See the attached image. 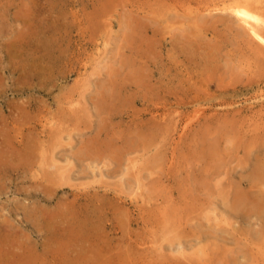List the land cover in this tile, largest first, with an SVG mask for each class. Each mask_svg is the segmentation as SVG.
<instances>
[{
  "label": "rangeland",
  "instance_id": "1",
  "mask_svg": "<svg viewBox=\"0 0 264 264\" xmlns=\"http://www.w3.org/2000/svg\"><path fill=\"white\" fill-rule=\"evenodd\" d=\"M220 1L0 0L3 13L9 5L7 21L0 24V109L20 105L33 111L35 135L23 118L24 141L31 147L33 135L38 139L36 152L24 153L19 170L0 169V254L10 257L6 264H264V212L251 214L240 203L235 208L239 192L249 203L264 192V182L253 178L255 166H264V67L255 68L252 52L239 44L233 15L206 11ZM189 5L215 28L180 31L176 11ZM155 10L164 11L165 21ZM180 13H187L183 19L194 16ZM128 21L132 28L124 36ZM18 31L25 42L33 31L36 37L23 62L10 50ZM32 57L35 77L28 66ZM112 69L125 74L117 81L123 87L111 86L117 79L109 74ZM128 73L137 81L125 79ZM99 94L115 96L110 100L115 110L104 117L98 104L107 103H100ZM72 99L90 114L77 125L67 110ZM146 109L169 114L174 132L143 141L147 126L159 122L150 121ZM108 118L113 133L102 129ZM133 119L143 121L135 126ZM182 128L189 129L186 139L172 147ZM165 149L159 162L152 161L149 155ZM82 150H90L97 162ZM46 151L63 172L72 169L65 173L72 186H55L50 199H44L46 179L53 181L49 188L58 179L51 175L54 166L41 157ZM55 226H72L73 240L58 244ZM80 230L89 233L82 235L87 243Z\"/></svg>",
  "mask_w": 264,
  "mask_h": 264
},
{
  "label": "bare ground",
  "instance_id": "2",
  "mask_svg": "<svg viewBox=\"0 0 264 264\" xmlns=\"http://www.w3.org/2000/svg\"><path fill=\"white\" fill-rule=\"evenodd\" d=\"M35 4H36V2H35ZM7 7H9V5H6V7L4 8V11H5V13H3V8L2 9H0V24L2 23V21H7L6 20V18L5 17H7ZM138 7V10L139 11H141L142 10V12L143 11H145V12H147L146 10V8L144 7V6H141V5H138L137 6ZM188 7L190 8V9H188ZM187 8H184V7H181L180 9L181 10H188V14H193L194 16L193 17H191L190 16V18H185V19H183L182 18V16L183 15H186V14H181L180 12H181V10H177L176 11V14H175V17L177 18V20H176V23L174 24V25H179V27L178 28H180V31H189L190 29H192L193 27H194V29H198L199 28V30H200V28H206V27H208V28H210L211 30L212 29H214L215 28V24L212 22V21H210V20H207L205 17H202V18H199V16L197 15V13H198V9H194L193 7H191L190 5L188 6ZM169 8H170V6H169ZM32 9V8H31ZM166 9V11H167V7L165 8ZM176 10V9H175ZM206 11H212V12H221V13H228V14H231V15H233L234 17H235V19H236V22L235 21H233V20H231V28L233 27V26H235L236 28H237V30H236V37H237V39L239 40V44H242V45H244L245 47H248V49H249V52L251 51L252 53H251V59H252V65L256 68L257 66L256 65H259V66H261V67H264V0H221L220 2H218V3H212L211 4V6L210 7H208L207 9H206ZM162 12H164V11H162V10H155V13L157 14V15H159V13H161V16L163 17V20L165 21V19H164V17L166 16L165 14H163ZM202 12H204V11H202ZM148 13V12H147ZM211 13V12H210ZM15 14V13H14ZM254 14H256V15H254ZM187 16V15H186ZM184 17V16H183ZM148 18V17H147ZM173 18V17H172ZM182 19V20H181ZM227 18H221V21L225 24V22L227 21L226 20ZM15 21H18V20H20V14L19 13H17L16 14V17H15V19H14ZM169 20V19H168ZM181 20V21H180ZM27 21V20H26ZM184 21V23H182ZM149 22V24H152L151 23V20L150 21H148ZM131 22H129L128 21V23H127V25H125V32L123 33L124 34V36H128V29H131L132 27H131V24H130ZM227 23V22H226ZM139 25V24H138ZM147 24H144V26H146ZM238 25V26H237ZM23 26V25H22ZM141 28H144L143 27V25H139ZM228 26V25H227ZM148 28V27H147ZM230 28V27H229ZM179 30V29H178ZM193 30V29H192ZM146 31V30H145ZM174 31V30H173ZM172 31V32H173ZM175 31H177V30H175ZM28 34V33H27ZM138 35V34H137ZM198 35V34H197ZM17 37H15V40L11 43V44H13V45H11L10 46V50L12 51L11 53H16L17 55H19V57L22 59V62L24 61V54H27V51H25V49H26V46L27 45H30V46H32L33 44H35L33 41L35 40V31H33V32H31L30 34H29V36H28V39H29V41L28 42H25V37H24V34L22 33V32H19L18 31V34L16 35ZM189 36H192V35H189ZM172 37H173V33H172ZM128 38V37H127ZM27 40V39H26ZM108 40V39H107ZM145 40H147L146 38H145ZM109 43L107 42L106 43V45H108ZM140 44V43H139ZM184 44H186V43H184ZM6 45V44H5ZM9 45V44H8ZM136 45V44H135ZM130 46V45H129ZM251 46V47H250ZM3 47V46H2ZM250 47V48H249ZM27 48H28V46H27ZM33 48V47H32ZM181 48V47H180ZM138 49V48H137ZM142 49V48H141ZM212 49V48H211ZM218 50H219V48H218ZM6 51H8V50H6ZM133 51H134V49H133ZM186 51V50H185ZM212 51H213V49H212ZM118 53H119V51H118ZM135 53H137L138 55H141V51L140 50H137ZM214 53H216V52H214ZM32 54V53H31ZM126 54H128V53H126ZM145 54V53H144ZM207 54V53H206ZM205 54V55H206ZM37 55V54H36ZM119 55L121 56V54L119 53ZM193 55V54H192ZM14 56H15V54H14ZM200 56V55H199ZM124 57V56H123ZM130 57V56H129ZM141 57V56H140ZM32 58H34V60H33V63L30 65H28V66H30V69L32 70V72H31V76H33V77H35V76H37V73H36V71H37V65H36V58L35 57H32ZM128 58V57H127ZM131 59V58H130ZM206 59V58H205ZM132 60H133V58H132ZM132 62V61H131ZM38 64V63H37ZM26 64H24L23 65V67L25 68L26 66H25ZM39 65V64H38ZM127 65H128V67L130 68V65H131V63H129V62H127ZM211 65V64H210ZM40 67V66H39ZM156 67V66H155ZM18 68V67H17ZM111 68V67H110ZM30 69H29V71H30ZM12 70V69H11ZM121 70V69H120ZM120 70H114V69H112V71L111 72H109V74L110 75H112L113 77H117V79H115L116 80V82H114V80H113V82L111 81V86L112 87H114V88H119L120 86H122L121 84H119V82H117L121 77H123V75H125L124 73H121V71ZM139 70V69H138ZM142 70V69H141ZM24 71V70H23ZM22 73H24V72H22ZM138 73V74H137ZM145 73V72H144ZM25 74V73H24ZM23 74V75H24ZM135 74L137 75V76H142V74L141 73H139V72H135ZM21 75V74H20ZM29 75V74H28ZM109 75V76H110ZM130 75H132L131 73H128V74H126V76H125V79L127 78L128 80H130V81H132L133 79L134 80H136L137 81V76L135 77L134 75L132 76V78L131 79H129L130 77ZM31 76H29L30 78H31ZM144 77V76H143ZM136 78V79H135ZM154 78V77H153ZM33 79V78H32ZM124 79V80H125ZM148 79V78H147ZM111 80V79H110ZM123 80V81H124ZM161 80V79H160ZM26 81V80H25ZM134 82V85L135 84H137V82ZM139 82H141L140 80H138ZM151 81V80H150ZM143 82V81H142ZM29 84H33L32 82H28ZM76 83H80V82H76ZM98 83V82H97ZM103 83V82H102ZM148 83V82H147ZM159 83V82H158ZM230 83V82H229ZM126 84V83H125ZM139 84V83H138ZM23 85H25L24 83H23ZM100 85H102V84H99V86ZM153 85V84H152ZM156 85V84H155ZM78 86H80V85H78ZM158 86V85H157ZM175 86V85H174ZM196 86V85H195ZM123 87V86H122ZM190 87H192V86H190ZM147 88V87H146ZM158 88V87H157ZM160 88V87H159ZM175 88H176V86H175ZM97 89H99V88H97ZM102 89V88H101ZM106 89V88H105ZM152 89H153V87H152ZM162 89V88H161ZM164 89V88H163ZM6 90V89H5ZM29 90V89H28ZM108 90H109V87H108ZM118 90V89H117ZM173 90V89H172ZM199 90V89H198ZM153 91V90H152ZM171 90H168V91H166V90H163L162 92H163V94L165 93V95H167V94H173V95H176V94H174V93H172V92H170ZM176 91H178V90H176ZM180 91V90H179ZM183 91V90H182ZM100 92V91H99ZM109 92V91H108ZM111 92V91H110ZM118 92V91H117ZM160 92V91H159ZM115 93V92H114ZM155 93V92H154ZM111 94V93H110ZM117 94V93H116ZM161 94V93H160ZM97 95V94H96ZM100 95V94H99ZM114 95V94H113ZM107 96V95H105V94H101L100 96H98L100 99H99V101H100V103H101V101H103L104 99V101L108 104H106V105H104V106H106V107H104L103 105H99L98 104V107L99 106H102V107H100V110H102V112L101 111H99V112H101V115L104 117L105 116V113H108V112H110V114H111V112H113L114 110H115V107L114 106H111L112 105V103H111V105H110V100L112 99H114L115 98V96ZM186 95V94H185ZM85 96L86 95H84L83 96V94H81L80 95V97H82L83 98V100L85 101V103H86V99H85ZM156 96V95H155ZM191 96V95H190ZM0 97H3V94L1 93V95H0ZM165 98V97H164ZM91 99V98H90ZM95 99V98H94ZM103 99V100H102ZM175 100V99H174ZM92 101V100H91ZM95 101H97V100H95ZM113 102H114V100H113ZM121 102H123V101H121ZM124 103H126L125 101H124ZM123 103V104H124ZM165 103V102H164ZM87 104V103H86ZM83 104L79 101H75V99H72V100H70V101H68V106H67V110H71V112H73V113H71L70 112V117L72 118V120H73V122L74 123H76V125L77 124H79L78 122L79 121H81V120H83L84 118H90V114H88V112L85 110V106H83V108L81 107ZM95 105H96V103H95ZM178 105V104H177ZM20 106V105H19ZM18 105L17 106H10V105H7V107L6 108H1L0 109V169L1 168H6V170H8V168H12V169H14V170H19V167L21 166V164H23L24 162H25V160H24V153L28 150V151H30V154L31 153H33L35 150L33 149L34 147H35V144H36V141L38 140L37 139V136H34L35 135V132H34V130H35V126H36V118H35V116L33 115V111L31 112V111H27L26 109H21L20 107H19ZM90 106V105H89ZM93 106V105H92ZM91 106V107H92ZM90 107V109H88V110H90L91 111V108ZM23 108V107H22ZM88 108V107H87ZM8 109H9V111H8ZM82 109H83V111H82ZM99 109V108H98ZM92 110H94V109H92ZM97 110V109H96ZM168 110V109H167ZM6 111H8L9 112V114L7 113L6 114ZM137 111V110H136ZM203 111V110H202ZM12 114H11V113ZM24 112V113H23ZM84 113H86V115L84 114ZM175 113V112H174ZM220 113V112H219ZM258 113V112H257ZM73 114V115H72ZM146 116H151V118L149 119L150 121L151 120H153V121H158L159 120V122L158 123H155V124H152V125H150V126H147V130L146 131H144V132H142L143 133V135H144V137L141 135V137H143V141H144V139H148V141L151 143V142H154L155 141V139H156V137L157 136H160V137H162L163 136V134H165V133H167L169 130H171V131H173L174 132V127H172V123L168 120V118H167V116L169 115H166V114H160L159 113V111H157V110H154V109H146V111H145V113H144ZM256 114V113H255ZM139 115V114H138ZM213 115V114H212ZM257 115V114H256ZM69 116V115H68ZM94 116V115H93ZM92 116V117H93ZM130 116H128V118H129ZM132 117V116H131ZM179 117V116H178ZM23 118L26 120V119H28V124L29 125H31V130H29L30 132L29 133H33L34 135H33V138H32V141H31V147H28V145H26L25 144V141H24V137H25V131H24V125H23V123H25V122H23ZM145 119V118H144ZM75 120V121H74ZM86 120V119H85ZM85 120H83V121H85ZM91 120H93V119H91ZM97 120H99V119H97ZM96 120V121H97ZM136 119H133L132 120V122H134ZM107 121V123H103L102 122V125L100 124V123H98V122H96L97 124H100L101 126H102V129L104 128V129H106V131H107V133H110V132H114V129H112L111 130V127L109 126L110 124H108V123H110V122H112L111 121V119L110 118H108V120H106ZM142 121L143 120H140V122L139 121H135V126H138L139 124H141L142 123ZM91 122V121H90ZM105 122V121H104ZM193 122V121H192ZM89 123V122H88ZM26 124V123H25ZM80 124H82V123H80ZM188 124V123H187ZM59 125V124H58ZM85 125V124H84ZM120 125V124H119ZM92 126V125H91ZM213 126V125H212ZM130 127V126H129ZM186 127V126H185ZM88 129H89V127H88ZM103 129V130H104ZM214 129H215V127H214ZM58 130V129H57ZM59 130H60V128H59ZM96 130V129H95ZM176 130H177V128H176ZM175 130V131H176ZM187 130H189V129H186V128H184V130H183V128H182V130L181 131H183V132H179V131H177V139H175V138H173V134H172V137L171 138H173V141H175L174 142V144H172L171 143V146L172 145H176L175 147H178L179 145H180V142L181 141H184L186 138L185 137H187V134L189 133ZM217 130V129H216ZM215 130V131H216ZM239 130V129H238ZM62 132H64L63 131V129L61 130ZM102 131V130H101ZM218 131V130H217ZM65 133V132H64ZM94 133V132H93ZM145 133V134H144ZM122 134V133H121ZM54 135H55V133H54ZM57 135V134H56ZM93 135V134H92ZM116 135V134H115ZM209 135V134H208ZM31 136V135H30ZM58 136H59V134H58ZM88 136V135H87ZM96 136V135H95ZM113 136V135H112ZM120 136V135H119ZM146 136H147V138H146ZM170 136H171V134H170ZM55 137H57V136H55ZM63 137V136H62ZM205 137V136H204ZM70 138H72V137H70ZM82 138V137H81ZM193 138V137H192ZM40 139V138H39ZM56 139V138H55ZM61 139V138H60ZM60 139L58 140V141H60ZM92 139V138H91ZM90 139V140H91ZM61 140H64V139H61ZM108 140H109V138H108ZM120 140V139H119ZM178 140V143L176 142ZM27 141V140H26ZM71 141H73V140H71ZM95 141V140H94ZM141 141V140H140ZM142 141V142H143ZM148 141H147V144H148ZM172 141V140H171ZM35 142V143H34ZM90 142V141H89ZM128 142H129V140H128ZM170 142V141H169ZM259 142V141H258ZM70 143V142H69ZM111 143V142H110ZM182 143V142H181ZM191 143V142H190ZM193 143V142H192ZM216 143V142H215ZM260 143V142H259ZM54 144V143H53ZM120 144H122L121 142H120ZM134 144V143H133ZM194 144V143H193ZM33 145H34V147H33ZM48 145V144H47ZM93 145V144H92ZM118 146H119V144H118ZM170 146V145H169ZM161 147V146H160ZM172 147H174V146H172ZM62 148V147H61ZM99 148V147H98ZM82 149V148H81ZM87 149V148H86ZM103 149V148H102ZM175 150H176V148H174ZM173 149V150H174ZM11 150V151H10ZM56 150V149H55ZM92 150V149H91ZM100 150V149H99ZM98 150V151H99ZM109 150V149H108ZM166 150L167 149H165L164 150V153H160V154H157L156 156H153L152 157V155H149V156H151V158H153L152 159V161H154V162H159V160L161 159L160 158V156L162 157L164 154H165V152H166ZM80 151V150H79ZM90 150H88V152H84L83 150H82V152H79V153H81L82 155H83V152H84V155L85 156H87L88 158H91V157H93V154H91L90 152H89ZM171 151H172V149H171ZM36 152V151H35ZM34 152V153H35ZM77 152V151H76ZM110 152V151H109ZM112 152V151H111ZM196 153V152H195ZM106 154V153H105ZM113 154V153H112ZM137 154V153H136ZM146 154H149V153H147L146 152ZM173 154H174V151H173ZM82 155H80V158L82 157ZM43 156V158L44 159H47V160H49L50 161V164H52V165H49V168H51L52 169V167L54 166V171H53V173H51V175H54L55 176V179H58V181H54V185H53V187L52 188H49V187H51V185L53 184L52 182L53 181H51V179H49V180H47L46 179V185H44V189L47 191V192H45V193H43L44 195H45V198L44 199H50L51 197L53 198V192H55V190L53 191V189L55 188V186H58V188L60 189V188H63V187H65V186H72L71 184H69V182H71L70 181V179L71 178H69L68 177V175L67 176H65V173L66 172H69L70 170H72V169H70V170H68V169H66V171H64L63 172V170L65 169V167H62V166H59V161L57 160L56 161V156L52 153V155L49 153V152H43V153H41V157ZM102 156L103 157H105L104 156V154H102ZM215 156V155H214ZM213 156V157H214ZM218 157H219V155H217ZM122 157V156H121ZM30 158V157H29ZM95 160H96V162H97V160H98V157H93ZM114 158V157H113ZM34 159V158H33ZM101 159V158H100ZM129 159V158H128ZM215 159H217V158H215ZM23 160H24V162H23ZM74 160V159H73ZM102 160V159H101ZM106 160V159H105ZM107 160H109V159H107ZM114 160V159H113ZM162 160H163V158H162ZM65 161V160H64ZM68 161V160H67ZM70 161V160H69ZM102 161H104V160H102ZM218 160H216V162H217ZM47 162V161H46ZM72 162V161H71ZM75 162H77V160L75 161ZM154 162H152V163H154ZM35 163V162H34ZM70 163V162H69ZM83 163V162H82ZM67 164V163H66ZM65 164V165H66ZM17 167H16V166ZM29 165H31V164H29ZM28 165V166H29ZM33 165V164H32ZM73 165V164H72ZM118 165V164H117ZM59 166V167H58ZM71 166V165H70ZM124 166V165H123ZM216 166V165H215ZM218 166V165H217ZM32 167V166H31ZM116 167V166H115ZM71 168V167H70ZM31 169H33V168H31ZM126 169V168H125ZM46 171V170H45ZM130 171V170H129ZM43 172V171H42ZM41 172V173H42ZM102 172V171H101ZM126 172V171H125ZM27 173V172H26ZM44 173V172H43ZM97 173V172H96ZM95 173V174H96ZM211 173V172H210ZM47 175H48V173H46ZM93 174V173H92ZM123 175H124V173H123ZM134 176V175H133ZM207 178V177H206ZM253 178L254 179H256V180H259V181H263L264 182V166L263 165H256L255 166V168H254V173H253ZM166 179V178H165ZM210 179H211V177H210ZM162 181V180H161ZM169 181V180H168ZM171 181V180H170ZM52 183V184H51ZM157 183V182H156ZM159 183V182H158ZM163 183V182H162ZM29 184V183H28ZM196 184H198V183H196ZM42 185V186H43ZM254 185H256V184H254ZM207 186V184L204 186V187H206ZM40 187V186H39ZM210 187V186H209ZM208 187V188H209ZM57 188V189H58ZM206 189V188H205ZM51 194H50V193ZM78 196V195H77ZM87 199V198H86ZM94 202H95V200H94ZM237 203H236V205H235V208L237 207L238 208V203H240V205L242 206V204H244L246 207H248L249 208V212L252 214V213H255V212H257V211H260L259 212V214L260 213H263L264 212V192L263 193H261V194H259L258 195V197H256L254 200L253 199H251L250 200V203H249V201H248V199H247V197H246V195L245 194H243V193H241V192H239V194H238V198H237V201H236ZM42 203V202H41ZM235 204V203H234ZM36 205V204H35ZM69 207H71V206H69ZM68 207V208H69ZM158 207V206H157ZM44 208V207H43ZM168 208V207H167ZM60 209V208H59ZM160 209V208H159ZM161 210V209H160ZM65 213V212H64ZM23 214V213H22ZM121 214V213H120ZM30 215H32L33 216V214L31 213ZM36 216V215H35ZM34 216V217H35ZM30 217V216H29ZM131 217V216H130ZM24 218H26V217H24ZM33 220V219H32ZM8 223H10V222H8ZM7 223V224H8ZM84 223V222H83ZM100 223V222H99ZM9 225V224H8ZM100 225V224H99ZM5 226V225H4ZM71 227L72 226H64L62 229H59L57 226H55V228L53 227V231H54V235L52 234V237H54L55 239H56V242L58 243V244H69V242H71V240H73V237H72V232L73 231H71ZM82 227H83V225L82 224H80L79 223V228H81L82 229ZM6 228V227H5ZM35 229V228H34ZM68 231V232H67ZM80 234H81V236L82 235H85L86 233H88V232H83V230H80ZM83 232V233H82ZM76 233V232H75ZM89 234V233H88ZM5 235V234H4ZM75 235V234H74ZM3 236H1L0 238L1 239H3L2 238ZM77 237V236H76ZM76 237L74 238V239H76ZM82 238L84 239V241H82V242H86V240H85V238H87V237H83L82 236ZM12 239V238H11ZM64 239V240H63ZM8 240V239H7ZM13 240V239H12ZM3 241H4V239H3ZM97 242H98V239H97ZM80 243V242H79ZM87 243V242H86ZM0 244H2V240H0ZM91 244V243H90ZM103 244V243H102ZM86 245V244H85ZM72 247H73V245H71ZM87 247H88V245H87ZM23 248V247H22ZM76 248V247H75ZM86 248V247H85ZM85 248L83 247V249L85 250ZM6 249V248H5ZM70 249H72V248H70ZM80 249V248H79ZM82 249V248H81ZM87 249V248H86ZM69 250V249H68ZM67 250V251H68ZM96 250V253H97V256H98V260H100V258H101V251L99 250V249H95ZM7 252H8V250H6ZM17 251H19V250H17ZM74 251V250H73ZM82 251V250H81ZM2 252V250L0 249V253ZM66 252V251H65ZM69 252V251H68ZM67 252V253H68ZM86 252V251H85ZM89 252V251H88ZM3 253V252H2ZM20 253V252H19ZM6 254V253H5ZM13 254V253H12ZM11 254V255H12ZM23 254V253H22ZM32 255H33V253H31ZM57 254H58V256H60V254H62V251H61V249H59L58 251H57ZM74 254V253H73ZM85 254H87V252L85 253ZM14 255V254H13ZM20 255V254H19ZM82 255V254H81ZM53 256H57V255H53ZM91 256V255H90ZM0 261H5L4 263L6 264V262H8L9 263V261H8V258L10 259V257L8 256V255H3V254H0ZM24 257V256H23ZM32 257V256H31ZM71 257V256H70ZM73 257V256H72ZM91 257H93V256H91ZM106 257V256H105ZM159 257V256H158ZM16 258V257H15ZM19 258V257H18ZM85 259V258H84ZM151 259V258H150ZM165 260V259H164ZM88 261V260H87ZM91 261V260H90ZM101 261H103V260H101ZM157 261V260H156ZM68 262H69V260H68ZM80 262V261H79ZM98 261H96V263H94V264H102V263H97ZM159 262V261H158ZM0 263H2V262H0ZM27 263V262H26ZM66 263V262H65ZM82 263V262H81ZM120 263V262H119ZM10 264H18V262H16L15 260H12L11 262H10ZM31 264H33V263H31ZM35 264V263H34ZM37 264V263H36ZM83 264H85V261L83 262ZM89 264V263H88ZM103 264H109L108 263V260H107V263H106V261L105 262H103Z\"/></svg>",
  "mask_w": 264,
  "mask_h": 264
}]
</instances>
